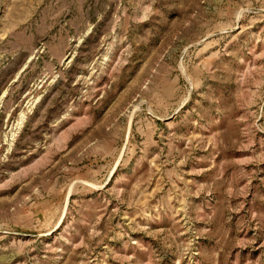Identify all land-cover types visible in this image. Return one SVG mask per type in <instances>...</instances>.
I'll use <instances>...</instances> for the list:
<instances>
[{
  "label": "rangeland",
  "instance_id": "obj_1",
  "mask_svg": "<svg viewBox=\"0 0 264 264\" xmlns=\"http://www.w3.org/2000/svg\"><path fill=\"white\" fill-rule=\"evenodd\" d=\"M0 264H264V0H0Z\"/></svg>",
  "mask_w": 264,
  "mask_h": 264
}]
</instances>
